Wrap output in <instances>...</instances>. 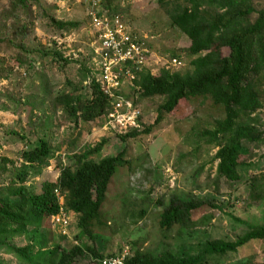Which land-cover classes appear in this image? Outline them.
Listing matches in <instances>:
<instances>
[{
  "label": "rangeland",
  "instance_id": "1",
  "mask_svg": "<svg viewBox=\"0 0 264 264\" xmlns=\"http://www.w3.org/2000/svg\"><path fill=\"white\" fill-rule=\"evenodd\" d=\"M40 1L41 12L46 16L39 17L38 9L32 8L34 15L31 22L26 21L23 43L31 51L42 48L48 56L30 53L26 59L28 68H21L17 57L23 59L25 54H16L14 47L0 42V199L21 186L17 175L24 180L23 187L40 194L44 183L57 179L61 166H72V158L105 140L102 150L90 159L101 161L123 154L126 164L116 168L106 193L101 210L105 227L93 241H84L103 258L115 257L124 251L130 253L134 248L153 254L170 250L195 257L208 242H235L248 227H264V135L258 142L242 143L250 151V157L240 168V180L232 183L217 177L214 159L217 145H210L201 137L204 130L214 129L215 120L223 118L221 110L215 109L210 101L190 100L153 127L156 109L163 99L138 98L142 113L139 132L153 128L148 134L124 142L109 128H104L102 121H78L75 125L52 101L66 91L75 97L90 99L87 86L91 77L87 71L97 43L89 19L92 0ZM99 3V11L104 10L110 17L120 16L131 34L148 38L155 54L152 61L157 64L150 66L155 70L154 75L173 58L182 66L171 72L191 71L193 57L187 52L189 40L171 26L156 0H100ZM254 4L264 8V0H254ZM1 7L9 9L6 0L0 1ZM49 18L79 23V27L60 34ZM53 50L68 62L62 68L51 60ZM222 52L228 55L227 49ZM259 83L264 100V77ZM128 88H124L125 95L131 96ZM253 119L255 130L264 134V108ZM40 141L49 142L54 151V158L43 169L20 160L27 142ZM253 180L252 193L249 184ZM184 195L206 202L205 216L208 214L209 220H198L194 228L164 232L159 227L160 214L170 199ZM67 218L66 226L49 222L47 231H39L38 237L49 240L47 250L58 245L65 249L77 245L74 240L79 232L77 218L73 213H67ZM7 244L11 248H27L32 258L49 264L42 249L28 236ZM0 261L22 264L4 250H0ZM94 262L86 254L77 264ZM202 264H264V240L252 242L234 254L206 258Z\"/></svg>",
  "mask_w": 264,
  "mask_h": 264
},
{
  "label": "trees",
  "instance_id": "2",
  "mask_svg": "<svg viewBox=\"0 0 264 264\" xmlns=\"http://www.w3.org/2000/svg\"><path fill=\"white\" fill-rule=\"evenodd\" d=\"M6 1L9 9H0V42L14 47L16 54H25L23 59L17 57V65L28 68L26 59L30 53L46 57L48 52L42 48L31 51L25 47L23 37L26 21L31 22L33 7L41 13L39 17L46 15L41 12L40 0ZM97 1L99 6L100 0ZM156 1L169 18L171 26L189 40L187 52L193 57L190 62L191 71L179 74L160 70L156 75L141 71L131 94L144 100L163 99L156 109L157 117L153 127L190 100L210 101L215 109L221 110L223 118L215 120L214 129L204 130L201 137L208 144L217 145L218 150L214 156L217 161V177L227 182H238L240 168L250 157V151L242 143L258 142L264 135L255 130L256 121L253 119L264 108L259 83L261 77H264V8H257L254 0ZM103 11L100 10V13ZM49 19L60 34L79 27V23ZM17 25H20L18 29ZM53 44H56L55 41ZM223 49L228 50L227 56L223 55ZM50 54L51 60L60 68L68 63L55 50ZM87 73L91 74L90 69ZM87 89L90 99L75 97L74 93L66 91L52 102L55 107L62 108L75 125L78 121H102L103 125L111 109L110 101L94 80H90ZM152 128L148 127L143 132L134 130L119 138L124 142L128 138L148 134ZM105 143L102 140L95 147L72 158V166H61L57 179L44 183L40 194H34L30 188L23 187L24 180L17 175L16 180L21 186L3 200L0 199L1 251L12 254L22 264H46L40 258H32L27 248H11L7 244L16 238L28 236L36 241L49 264H77L78 259L84 258L86 254L95 260L93 264H101L105 260L94 247L84 242L93 241L97 232L105 227L101 210L106 193L116 168L126 164L123 154L101 161L91 160L90 157L98 154ZM25 147L26 150L20 154L24 164L43 169L54 158L52 146L47 141L34 144L27 142ZM254 181L249 184L252 193L255 189ZM56 190L63 197L64 211L76 216L79 232L74 237L77 245L68 249L58 245L47 250L49 240L45 241L41 235H37L39 231H47L46 225L60 212ZM206 207V202L191 195L170 199L160 214L159 227L164 232L174 228L179 231L194 228L198 220H209L208 214L205 216ZM262 240L264 227L251 226L235 242L215 240L206 243L203 251L195 257L178 255L170 250L153 254L134 248L125 264H202L206 258L234 254L246 245ZM0 264L3 263L0 261Z\"/></svg>",
  "mask_w": 264,
  "mask_h": 264
},
{
  "label": "built area",
  "instance_id": "3",
  "mask_svg": "<svg viewBox=\"0 0 264 264\" xmlns=\"http://www.w3.org/2000/svg\"><path fill=\"white\" fill-rule=\"evenodd\" d=\"M89 19L97 38L89 68L90 77L109 99L111 107L103 127L109 128L117 136H124L134 130L139 131L142 113L137 103L138 97L132 94L125 95L124 88L129 86L131 93L141 71H149L154 75L155 70L150 66L157 64L152 61L155 54L149 47L148 38L131 34L120 16L110 17L106 13H100L97 0H92ZM181 66L182 63L173 58L167 61L161 70L171 72L173 68ZM55 194L59 200L60 212L51 219V222L66 226L68 218L63 208V197L58 190ZM128 257L130 253L124 251L103 260L101 264H125Z\"/></svg>",
  "mask_w": 264,
  "mask_h": 264
}]
</instances>
